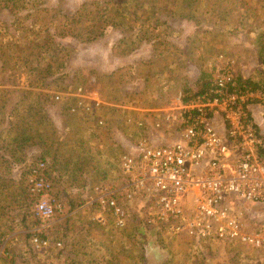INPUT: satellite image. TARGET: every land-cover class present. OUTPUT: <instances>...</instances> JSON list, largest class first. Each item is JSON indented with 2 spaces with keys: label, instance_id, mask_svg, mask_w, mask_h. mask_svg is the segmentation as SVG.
Returning a JSON list of instances; mask_svg holds the SVG:
<instances>
[{
  "label": "rangeland",
  "instance_id": "obj_1",
  "mask_svg": "<svg viewBox=\"0 0 264 264\" xmlns=\"http://www.w3.org/2000/svg\"><path fill=\"white\" fill-rule=\"evenodd\" d=\"M108 13L113 24L105 21ZM263 21L264 0H0V171L5 181L22 176L28 192L27 177L42 161L52 184L42 198H55L60 210L34 216L31 208L41 195L28 192L34 201L26 223L34 224L27 230L42 226L50 240L63 233L66 240H59V249L40 250L30 237L32 256L15 263L264 264V249L235 240L196 247L181 228L195 207L191 191L180 202L183 220L154 214L159 208L146 193L115 196L121 227L111 209L92 202L133 187L118 156L133 152L137 138H170L171 122L164 117L178 107L171 103L211 81L215 66L232 70L236 90L249 81L264 91ZM78 87L88 111L70 110V93ZM253 104L264 133V109ZM20 147L22 161L13 160ZM5 181L0 253L21 245L12 233L20 229L18 203L6 205L15 193L11 186L2 189ZM242 206L248 232L264 216V203Z\"/></svg>",
  "mask_w": 264,
  "mask_h": 264
},
{
  "label": "built area",
  "instance_id": "obj_2",
  "mask_svg": "<svg viewBox=\"0 0 264 264\" xmlns=\"http://www.w3.org/2000/svg\"><path fill=\"white\" fill-rule=\"evenodd\" d=\"M214 70L216 74L208 88L171 103L174 107L177 103L178 107L175 113L164 117L171 122L167 130L170 138L160 142L150 137L137 138L133 152L118 156L117 163L124 174L132 176L133 187L123 188L120 195L112 190V194L104 198L96 196L92 202L111 209L114 224L121 227L123 212L118 196L124 199L137 192L146 193L159 208V213L154 214L171 218L179 215L183 220L180 202L191 191L195 207L181 228L195 243L200 246L208 241L221 244L235 240L263 250L264 216L256 225L251 224L248 232L241 216L243 203H264V133L251 109L256 105L253 103L264 109V91L248 87L236 90L232 70L226 64L215 66ZM70 96L71 111L78 106L89 110L84 106L80 87ZM58 97L54 95L55 99ZM40 168L43 169L42 161L31 170L26 184L29 193L41 195L33 203L32 214L44 218L60 210V206L53 202V197L42 198L52 193V184L43 170L38 171ZM41 228H33L31 245L40 250L61 248L60 241L41 234Z\"/></svg>",
  "mask_w": 264,
  "mask_h": 264
},
{
  "label": "trees",
  "instance_id": "obj_3",
  "mask_svg": "<svg viewBox=\"0 0 264 264\" xmlns=\"http://www.w3.org/2000/svg\"><path fill=\"white\" fill-rule=\"evenodd\" d=\"M122 1L124 3L125 2H130V1L132 3H134L136 0H122ZM121 6H123V5H121ZM133 15H135V10L133 12ZM112 16H114V15L109 16V13H108V19H105V21H107L106 22L107 24H109L110 22H113L112 19H111ZM113 23H110V24H113ZM100 34H101V31H98L97 34L92 35L91 37L89 35L87 40H91V39L95 38V36H99ZM209 83H210V80H206V81L202 82L199 85V88L196 91L193 92V95H195L196 93H201V91H204L206 88L209 87ZM240 84H241V81L238 80V85H240ZM242 85H244V86H240L241 90L245 89L247 87L250 90H259V89L263 90V85H260L258 83H253V82H249V81L245 82L244 81L242 83ZM190 96H192V95H190ZM181 98H182V96H181ZM185 99H187V97L183 96L182 100H185ZM22 150H23L22 147L18 148V152L20 154L19 155H15L13 160L22 161V158H23ZM1 153H2V151H0V154ZM40 158H41V155L36 157V159H40ZM3 175H4V172L0 171V181H2L1 183H4V181H5V179H3V177H2ZM5 182L6 183L3 185L2 189H5L6 187L11 186L12 188L14 187V193H15V195L13 197H11V196L9 197L10 198L9 200L7 199L6 205H9V206L10 205H14V206H16L17 204L15 205V203H18L17 212L19 214L18 213L17 214L20 215L19 216L20 224L18 225V226H20V229L19 230H17V229L13 230L12 227H9V229L14 231L12 233H14L15 237H17V233H18V235H19L18 238H19V240H21V245H20L18 250H13V248L11 249V246H9L7 248H4L3 251L0 253V264H16L15 261H14V259L15 260L17 259L16 257H19L23 261V260H26L27 257L29 258V257L32 256V251H31V248L29 247L28 239L31 237L33 232L31 230L29 231L27 229L30 228L34 223L28 225L26 223V215L27 214L29 215V208L31 207V205H32V203L34 201V196L29 195L28 192L26 191V187L24 186L25 185L24 178L22 176H20L19 179H8ZM2 192L3 191H0V193H2ZM74 202L75 201H73V200L69 201L70 207H73L75 205ZM65 229L66 228H64V231H65ZM57 239H59L62 242L66 243L65 233H63V237L61 235ZM63 246H65V244H63ZM56 255H60V254L57 253Z\"/></svg>",
  "mask_w": 264,
  "mask_h": 264
},
{
  "label": "crops",
  "instance_id": "obj_4",
  "mask_svg": "<svg viewBox=\"0 0 264 264\" xmlns=\"http://www.w3.org/2000/svg\"><path fill=\"white\" fill-rule=\"evenodd\" d=\"M250 34V33H249ZM254 108H255V106H254ZM256 109V108H255ZM191 242V241H190ZM192 243V242H191ZM193 244V243H192ZM216 246H219L220 244H216V243H214ZM196 245V247H199V245L196 243L195 244Z\"/></svg>",
  "mask_w": 264,
  "mask_h": 264
}]
</instances>
